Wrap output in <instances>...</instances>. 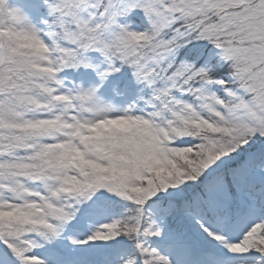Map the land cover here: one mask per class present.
Returning a JSON list of instances; mask_svg holds the SVG:
<instances>
[{
    "label": "snow or ice",
    "instance_id": "6c2138e0",
    "mask_svg": "<svg viewBox=\"0 0 264 264\" xmlns=\"http://www.w3.org/2000/svg\"><path fill=\"white\" fill-rule=\"evenodd\" d=\"M0 264H264V0H0Z\"/></svg>",
    "mask_w": 264,
    "mask_h": 264
}]
</instances>
